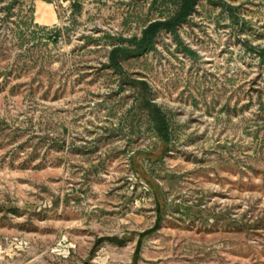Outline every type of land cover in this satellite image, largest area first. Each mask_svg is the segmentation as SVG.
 I'll return each instance as SVG.
<instances>
[{
  "label": "rangeland",
  "instance_id": "rangeland-1",
  "mask_svg": "<svg viewBox=\"0 0 264 264\" xmlns=\"http://www.w3.org/2000/svg\"><path fill=\"white\" fill-rule=\"evenodd\" d=\"M11 1L0 264H264V0H201L117 70L111 47L173 5Z\"/></svg>",
  "mask_w": 264,
  "mask_h": 264
},
{
  "label": "trees",
  "instance_id": "trees-1",
  "mask_svg": "<svg viewBox=\"0 0 264 264\" xmlns=\"http://www.w3.org/2000/svg\"><path fill=\"white\" fill-rule=\"evenodd\" d=\"M17 0L11 1L8 5L11 7ZM161 4L167 3L173 5V9L167 17L163 19L151 20L145 24L141 29L140 35H133L131 38L121 40L116 43L109 52L108 64L115 70L120 68L121 60L141 55L151 51L154 46L155 37L162 30L176 33L177 26L187 22L190 16L194 13L196 5L201 0H156ZM124 41L126 43H124ZM259 60L264 62V47L257 49ZM149 116L151 122H154V129L164 140L168 139L166 118L163 116L157 104L147 100Z\"/></svg>",
  "mask_w": 264,
  "mask_h": 264
},
{
  "label": "crops",
  "instance_id": "crops-1",
  "mask_svg": "<svg viewBox=\"0 0 264 264\" xmlns=\"http://www.w3.org/2000/svg\"><path fill=\"white\" fill-rule=\"evenodd\" d=\"M37 21L40 23H49L55 21V16L46 5H39L36 10Z\"/></svg>",
  "mask_w": 264,
  "mask_h": 264
}]
</instances>
